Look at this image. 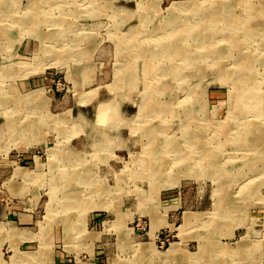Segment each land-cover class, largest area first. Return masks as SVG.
<instances>
[{"label":"rangeland","instance_id":"rangeland-1","mask_svg":"<svg viewBox=\"0 0 264 264\" xmlns=\"http://www.w3.org/2000/svg\"><path fill=\"white\" fill-rule=\"evenodd\" d=\"M0 17V264H264V0Z\"/></svg>","mask_w":264,"mask_h":264},{"label":"crops","instance_id":"crops-1","mask_svg":"<svg viewBox=\"0 0 264 264\" xmlns=\"http://www.w3.org/2000/svg\"><path fill=\"white\" fill-rule=\"evenodd\" d=\"M38 46V45H37ZM37 46H35V44H34V46L33 45H31L30 43H28L27 45H25V48H24V53L25 54H31V53H33L34 52V50H35V48L37 47ZM38 82V80H33V79H31V80H28L26 83H25V85L27 86V87H31L32 86V84H35V83H37ZM25 87V86H24ZM27 87H25V88H27ZM96 96V95H95ZM77 145H78V143H77ZM168 212V211H167ZM167 212H166V217L164 218L165 219V222H166V225L165 226H162L163 228H166V226L167 225H172V224H170L169 223V219H171L172 217L170 216V215H168L167 214ZM162 227H160L159 228V230H162L163 228ZM150 228V227H149ZM162 228V229H161ZM149 231V230H148ZM161 232L159 231L158 233H157V235L158 234H160ZM145 236H146V241H148V240H150V238L148 237V232L145 234Z\"/></svg>","mask_w":264,"mask_h":264},{"label":"bare ground","instance_id":"bare-ground-1","mask_svg":"<svg viewBox=\"0 0 264 264\" xmlns=\"http://www.w3.org/2000/svg\"><path fill=\"white\" fill-rule=\"evenodd\" d=\"M216 1H217V0H216ZM223 7H225V6H223V4L221 5L220 2H217V3H215L214 6L211 7L210 9H211V10L214 9V8L221 9V8H223ZM182 9H183V8H182ZM176 10H177V9L175 8V11H176ZM178 10H180V9L178 8ZM178 10H177V11H178ZM172 11H173V10H172ZM175 11H174V12H175ZM117 12H118V11H117ZM170 12H171V11H170ZM221 12H222V11H221ZM178 13H179V12H178ZM12 14H13V13H12ZM121 15H122V14H121ZM121 15H120V16H121ZM123 15H124V14H123ZM172 15H173V14H172ZM177 15H178V14H177ZM169 16H170V15H169ZM214 16H215V15H214ZM214 16H213V17H214ZM12 17H13V16H12ZM0 18H1V17H0ZM221 18H222V17H221ZM31 19H32V18H31ZM218 19H219V18H218ZM218 19H217V20H218ZM219 20H220V19H219ZM169 21H170V20H169ZM221 21H222V20H221ZM227 22H229V21H227ZM160 23H161V22H160ZM164 23H165V22H164ZM230 23H231V22H230ZM200 32H201V31H200ZM191 35H192V34H191ZM201 35H202V34H201ZM201 37H202V36H201ZM177 52L179 53V51H177ZM180 52H181V51H180ZM183 55H184V54H183ZM0 77H1V76H0ZM33 95H34V94H33ZM6 97H7V96H6ZM142 104H143V103H142ZM141 107H142V106H141ZM116 109H117V108H116ZM108 111H109V110H108ZM102 112H103V111H102ZM114 112H115V111H114ZM105 113H106V112H104V114H105ZM112 113H113V112H112ZM102 115H103V114H102ZM102 118H103V117H102ZM106 119H107V118H106ZM114 122H115V121H114ZM86 127H87V126H86ZM93 127H94V126H93ZM146 163H147V162H146ZM148 164H149V163H148ZM146 170H147V169H146ZM152 170H153V169H152ZM149 171H150V170H149ZM89 192H91V191H89ZM66 222H67V221H66ZM176 251H177V250H176ZM169 254H170V253H169Z\"/></svg>","mask_w":264,"mask_h":264},{"label":"built area","instance_id":"built-area-1","mask_svg":"<svg viewBox=\"0 0 264 264\" xmlns=\"http://www.w3.org/2000/svg\"><path fill=\"white\" fill-rule=\"evenodd\" d=\"M161 235L163 236L162 239H161V237H160ZM167 237H168V236H167V235L164 236V234H158V235H157V239H158V241H162V242H161V245L163 244V241H166V240H167Z\"/></svg>","mask_w":264,"mask_h":264}]
</instances>
